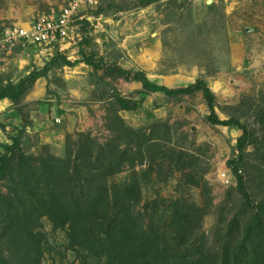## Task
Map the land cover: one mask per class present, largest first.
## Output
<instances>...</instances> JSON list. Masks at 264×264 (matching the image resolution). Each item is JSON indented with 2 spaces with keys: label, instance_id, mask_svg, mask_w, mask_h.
Returning <instances> with one entry per match:
<instances>
[{
  "label": "rangeland",
  "instance_id": "obj_1",
  "mask_svg": "<svg viewBox=\"0 0 264 264\" xmlns=\"http://www.w3.org/2000/svg\"><path fill=\"white\" fill-rule=\"evenodd\" d=\"M70 1L0 0V30L58 14ZM94 1L81 7L75 41L52 57L34 46L0 50V90L49 67L22 98L0 105V155L11 157L0 195H15L29 168L38 173L51 159L75 157L87 142L83 135L93 140L95 157L118 149L123 164L105 183L139 184L135 211L145 228L154 220L168 231L175 209H205L199 234L213 252L234 221L242 228L253 216L229 168L239 156L242 132L210 124L202 92L149 94L138 111H124L116 95L138 101L141 84L85 64L69 68L61 58L81 60L82 44L106 66L145 73L159 86L204 81L219 119H238L250 130L241 173L252 201L264 205V0H152L147 6L139 5L146 0ZM68 230L55 229L48 218L39 221L41 264H106L100 238L94 237L95 250H88L73 245Z\"/></svg>",
  "mask_w": 264,
  "mask_h": 264
},
{
  "label": "trees",
  "instance_id": "obj_2",
  "mask_svg": "<svg viewBox=\"0 0 264 264\" xmlns=\"http://www.w3.org/2000/svg\"><path fill=\"white\" fill-rule=\"evenodd\" d=\"M153 1L146 0L139 5L147 6ZM80 54L82 58L76 62L62 57V64L69 68L85 64L95 71L116 74L126 83L142 85L138 101L129 103L116 95L124 111H138L149 94L178 97L202 92L209 111L208 122L242 132L237 141L239 156L229 162V168L237 180L244 206L253 210V216L242 228L239 221H234L229 233L219 238L213 252L206 238L199 234L205 209H175L168 231L162 232L154 220L145 228L135 211L141 201L139 184L133 182L110 188L105 183L123 164L118 149L109 156L104 150L98 151L95 157L90 148L93 140L81 135L87 142L80 145L75 157L70 153L66 160L51 159L42 164L38 173L29 168L15 195H0V264H41L42 237L36 231L43 218H48L55 229L69 227L68 236L73 245L93 250V238H100V255L106 264H264V205L252 201L241 173L252 136L250 130L238 119H219L215 97L202 80L187 87L168 88L151 83L145 73L106 66L95 54L87 53L82 44ZM48 71L49 67L35 71L18 84L0 90V102L18 101L29 86L45 77ZM7 150L14 152V148ZM10 160L11 157L0 155V180L7 175ZM21 161L28 162L25 158ZM202 189L209 207L212 202L209 189L206 185ZM234 229L236 238H232ZM4 248L10 253L8 258L4 256Z\"/></svg>",
  "mask_w": 264,
  "mask_h": 264
},
{
  "label": "built area",
  "instance_id": "obj_3",
  "mask_svg": "<svg viewBox=\"0 0 264 264\" xmlns=\"http://www.w3.org/2000/svg\"><path fill=\"white\" fill-rule=\"evenodd\" d=\"M94 5V0H72L58 14L43 15L27 26H10L0 30V50L34 46L47 57L62 51L76 39L75 24L82 5Z\"/></svg>",
  "mask_w": 264,
  "mask_h": 264
},
{
  "label": "crops",
  "instance_id": "obj_4",
  "mask_svg": "<svg viewBox=\"0 0 264 264\" xmlns=\"http://www.w3.org/2000/svg\"><path fill=\"white\" fill-rule=\"evenodd\" d=\"M164 87H166V86H164ZM168 88H170V87H168ZM6 101H7V100H4V101L0 102V105H3ZM2 103H3V104H2Z\"/></svg>",
  "mask_w": 264,
  "mask_h": 264
},
{
  "label": "water",
  "instance_id": "obj_5",
  "mask_svg": "<svg viewBox=\"0 0 264 264\" xmlns=\"http://www.w3.org/2000/svg\"><path fill=\"white\" fill-rule=\"evenodd\" d=\"M247 31H250L249 29H247Z\"/></svg>",
  "mask_w": 264,
  "mask_h": 264
}]
</instances>
